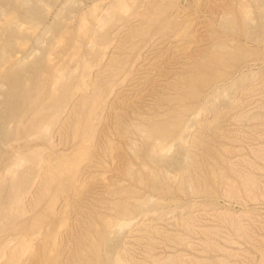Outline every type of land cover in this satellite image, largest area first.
<instances>
[{"label":"rangeland","instance_id":"obj_1","mask_svg":"<svg viewBox=\"0 0 264 264\" xmlns=\"http://www.w3.org/2000/svg\"><path fill=\"white\" fill-rule=\"evenodd\" d=\"M262 1L0 0V264H264Z\"/></svg>","mask_w":264,"mask_h":264},{"label":"bare ground","instance_id":"obj_2","mask_svg":"<svg viewBox=\"0 0 264 264\" xmlns=\"http://www.w3.org/2000/svg\"><path fill=\"white\" fill-rule=\"evenodd\" d=\"M263 2L264 1H262V3ZM261 6L262 5H260L259 8H261ZM227 20L228 19H226L225 21H227ZM168 23H169V19H168ZM167 25H169V24H167ZM171 25H172V23H171ZM225 25H228L229 26L230 24L229 23H226ZM246 31L247 30H245V32ZM247 37H249V35ZM9 46L11 47V42H10V45ZM223 46H225V45H222L221 47L223 48ZM217 55L218 56H216L214 58L215 59L214 61L216 63H218V64H224L225 63L224 62V58H225L224 54H222V55L221 54H217ZM227 55L232 59V61L238 59V56H236V55H234L232 53H229ZM1 58L5 59L6 58V55H1ZM193 80L195 81V84H199L200 82L201 83L204 82L203 84L208 83V79L206 77H204V76H201V75H195V76H193ZM10 84H11L10 85L11 86L10 87V90L8 91V93H7L6 97H5L7 102L6 101L5 102L7 103V107L11 106L13 109L16 107L15 109H16V111L18 110L17 112L19 113V112L22 111V106H23V104H20V102H21L20 101V98H21L22 92L24 90L23 84H22V80L17 79V80L13 81ZM97 89L95 91H93L94 93H93L92 96H90L87 99L81 100L79 102V105L77 107L78 110H76V112L74 113V126L73 127H74L75 133L76 132H79V134L80 133H85V132L86 133H89V129L93 125V123H91V120H92V122H94L93 120H97V119L99 120V114L102 113L100 111V110H102L101 109L102 108L101 107L102 103H100V102L103 101V100H101V96H103V95H101V93L99 91L100 89L99 90H97ZM79 109H80V111H79ZM10 110H12V109L10 108ZM136 129L140 132V134L143 136V138L147 142L146 155L148 157H150V154H149L148 150H150L152 148L153 142L155 143V145L157 147L160 145L159 147H161V149L163 148V145L165 146V148H167L166 147L167 145L162 144V143H164V141L169 140L172 137H174V135H173L174 134V128L172 130L170 128V125H168L165 122L164 123H160V124H156L155 123V125H154V127L152 129H148V127L147 128H139V127H137ZM93 130H95V128ZM120 130H121V132L123 134H128V132H129L130 129L129 128H121ZM158 139L160 140V142H157ZM152 159H154V157H152ZM133 172L134 171L131 169L127 173L134 175ZM126 175H128V174H126ZM139 177H140V175H139ZM149 177H150L148 179L149 180L148 181V183H149L148 186L150 188L149 190H152L154 192H159L161 190L160 185L151 176H149ZM134 191L135 192L136 191L138 192V190H132V189L130 190V188H129V190H127L126 193H127V195L132 196L134 194ZM127 195H125V196H127ZM124 205H125V203H121V204H119V207L118 208L121 209ZM89 220L90 221L88 223L91 224L89 226L90 229L87 230L88 231V235L84 237V240L86 241L87 244L94 242L93 241L94 239H92L90 237V231L98 230L97 234L102 237V236H105V234H107L106 232L108 231V227H109V223H108V221H106V218L104 216H100L99 218H97V217H94V215H91V218ZM94 244H95V247L98 245L96 243H94ZM98 251H99V249H98ZM80 260H81L82 264H94L93 261H92V259H91V254H89V253H82V255L80 257ZM107 260L108 261L105 264H111V260L110 259H107ZM117 264H123V262L120 261V260L119 261L117 260Z\"/></svg>","mask_w":264,"mask_h":264}]
</instances>
